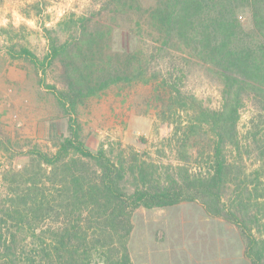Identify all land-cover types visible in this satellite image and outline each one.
<instances>
[{
	"label": "trees",
	"instance_id": "obj_1",
	"mask_svg": "<svg viewBox=\"0 0 264 264\" xmlns=\"http://www.w3.org/2000/svg\"><path fill=\"white\" fill-rule=\"evenodd\" d=\"M147 13L164 45L184 44L217 69L220 107L191 111L177 164L159 165L148 152L129 147L113 151L100 144L91 150L80 136L77 104L112 84L138 79L139 67L134 76L114 74L81 84L68 72L73 65L68 62L65 88L45 84L67 118L66 133L52 152L31 147L20 168L1 175L0 264H132L133 211L195 200L209 216L234 224L244 256L250 264L262 263L264 239L253 231L264 230V166L241 176L240 164L229 155H240L237 122L245 99L264 111V0H158ZM64 17L56 25L73 26L87 36L91 20L86 15ZM42 30L48 42L42 58L26 47L8 55L45 73L69 44L50 37L46 26ZM164 84L170 100L180 103L176 82L165 79ZM258 111L249 116L243 148L248 152L253 145L264 165V132L254 130ZM205 152L209 166L202 170L196 160ZM230 186L231 198L225 201Z\"/></svg>",
	"mask_w": 264,
	"mask_h": 264
},
{
	"label": "rangeland",
	"instance_id": "obj_2",
	"mask_svg": "<svg viewBox=\"0 0 264 264\" xmlns=\"http://www.w3.org/2000/svg\"><path fill=\"white\" fill-rule=\"evenodd\" d=\"M157 1H73L62 16L71 12L86 15L91 20L88 34L93 32L86 37L73 26L56 25L62 16L56 20L54 16L53 24L43 25L42 21L49 20L44 1L32 6L34 11L40 10L39 28L11 23L5 31L0 30V193L2 173L20 168L27 161L26 150L37 147L52 152L54 142L66 133L67 118L45 84L65 88V66L70 61L73 65L68 72L81 84L114 74L134 76L139 67L138 79L112 84L77 104L80 136L88 148L96 150L104 144L119 151L129 147L148 152L159 165L179 162L177 149L187 118L193 109L220 107L221 81L217 69L186 45L174 41L163 44L147 13ZM42 26L50 29V37L57 42L69 44L67 53L58 56L45 73L24 58L8 55L9 50L26 47L42 58L48 51ZM165 79L176 82L180 103L170 100ZM255 111L246 98L237 122L240 155H229L240 164L241 176H251L264 166L253 145L248 152L243 148L244 130ZM260 114L254 130L264 132V111ZM206 153L196 160L202 170L209 166ZM224 191L227 201L231 186ZM131 222L128 249L132 264H250L236 226L209 216L196 200L163 208L138 207ZM253 232L258 240L264 239V230L255 227Z\"/></svg>",
	"mask_w": 264,
	"mask_h": 264
},
{
	"label": "crops",
	"instance_id": "obj_3",
	"mask_svg": "<svg viewBox=\"0 0 264 264\" xmlns=\"http://www.w3.org/2000/svg\"><path fill=\"white\" fill-rule=\"evenodd\" d=\"M42 1L46 4L44 13L49 17V20L42 22L47 26L53 24L54 16H57L55 20L62 16L68 4L75 0H0V27L7 28L12 23L27 29L39 28L40 13L34 11L32 6L41 5Z\"/></svg>",
	"mask_w": 264,
	"mask_h": 264
}]
</instances>
